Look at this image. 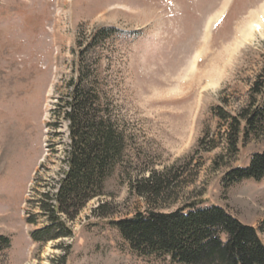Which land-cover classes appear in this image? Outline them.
I'll use <instances>...</instances> for the list:
<instances>
[{
    "label": "rangeland",
    "instance_id": "374dc122",
    "mask_svg": "<svg viewBox=\"0 0 264 264\" xmlns=\"http://www.w3.org/2000/svg\"><path fill=\"white\" fill-rule=\"evenodd\" d=\"M263 7L264 0H0V236L10 240L0 264H173L138 255L115 223L190 204L225 209L264 244V179L223 185L227 172L264 152V135L240 136L231 153L230 121L215 114L236 117L255 83L264 93V24L251 29ZM100 28L115 33L93 44ZM80 62L124 131L125 158L105 196L63 218L71 237L35 242L50 224L45 196L67 170V123L54 110ZM152 172L174 178L161 202L130 187Z\"/></svg>",
    "mask_w": 264,
    "mask_h": 264
},
{
    "label": "trees",
    "instance_id": "16d2710c",
    "mask_svg": "<svg viewBox=\"0 0 264 264\" xmlns=\"http://www.w3.org/2000/svg\"><path fill=\"white\" fill-rule=\"evenodd\" d=\"M114 33L111 28H100L92 43L102 42ZM75 72L76 77L69 81L54 110L67 123V170L56 192L45 196L47 202L42 209L50 224L32 235L35 242L71 237L63 218L74 220L90 201L105 196L106 181L125 158L124 131L113 119L107 97L95 84L96 76L84 62ZM215 114L230 121L228 144L231 153H237L240 136L248 142L252 136L264 135L262 87L255 83L249 103L236 117L218 109ZM250 179H264V152L255 154L247 167L227 172L223 185L229 187ZM174 183V178L158 177L152 172L147 178L130 181V187L145 200L161 202ZM115 224L122 238L143 257H168L173 264H264V244L258 232L219 206L190 204L170 213L137 212ZM9 246L10 240L0 236V249Z\"/></svg>",
    "mask_w": 264,
    "mask_h": 264
},
{
    "label": "bare ground",
    "instance_id": "6f19581e",
    "mask_svg": "<svg viewBox=\"0 0 264 264\" xmlns=\"http://www.w3.org/2000/svg\"><path fill=\"white\" fill-rule=\"evenodd\" d=\"M257 21L255 22V25L251 26V29H258L261 28L264 24V7L261 9V11L258 13V15L255 18Z\"/></svg>",
    "mask_w": 264,
    "mask_h": 264
}]
</instances>
